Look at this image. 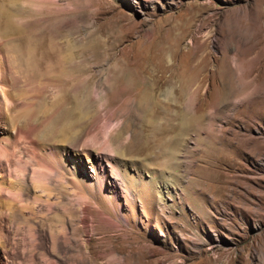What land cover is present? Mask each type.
Here are the masks:
<instances>
[{
	"label": "rangeland",
	"instance_id": "obj_1",
	"mask_svg": "<svg viewBox=\"0 0 264 264\" xmlns=\"http://www.w3.org/2000/svg\"><path fill=\"white\" fill-rule=\"evenodd\" d=\"M0 53L7 261L264 264V0H0ZM62 138L111 156L106 195L53 166Z\"/></svg>",
	"mask_w": 264,
	"mask_h": 264
},
{
	"label": "bare ground",
	"instance_id": "obj_2",
	"mask_svg": "<svg viewBox=\"0 0 264 264\" xmlns=\"http://www.w3.org/2000/svg\"><path fill=\"white\" fill-rule=\"evenodd\" d=\"M4 58L5 57H3V55L0 53V101H2V99L3 100L6 99L5 93H4V89H3V83L1 84L2 75L4 76L5 74H3V73L6 72V71L4 72V70L6 68L5 67V63L6 62H4ZM151 101H152V90L148 86H145V88H143L142 92L139 94V99H138V105L141 106L142 112L145 113V112L148 111L149 106L152 103ZM185 125H186V123H184L182 125L181 131L184 130V126ZM2 130L3 129H0V132H2ZM13 130H15V129H13ZM50 133L51 132H49V136L52 137L53 135L50 134ZM177 137L175 139L169 141L167 143L166 147L167 146H171V148H174L176 145H178L180 143V137L178 139H177ZM62 140L65 141V144H61L60 145V144H55V142H52V143H50V142L48 143L47 142V146H46L47 150H48L47 152L49 153V156L51 157L50 160L52 161L53 166L56 167V169H58L59 171L60 170L61 171L64 170L65 172H67L69 177H70V180H72V182H76V184H77V182H79L80 186H82V185L86 186V188H89V189L93 190L95 194H99L100 195V193L102 192V193H105V195H106L107 194L106 190H108V189H106V184L108 185V178H107L106 172L104 170V167L102 165L101 159L105 158V160H107L108 162L111 163V167L114 169V171L116 173H120V171L118 170L119 167L116 166V163L115 164L113 163V161L111 160V156L103 155L101 157V155H99L98 153L91 152V150H88L85 147L76 148V147L73 146L75 144L74 139L68 141V140L62 138ZM81 150L83 152H85L86 155H88V157H90V163H91V168H92L91 169V171H92L91 174L89 172H87V169H85L84 163L80 160L79 152ZM2 157L3 156L0 154V158L1 159H2ZM1 159H0V190L2 189L1 179H2L3 176L7 175V173H8L7 172V168H6V163H5V161L4 162L1 161ZM52 163H51V165H52ZM124 164H126V163H124ZM126 165L129 166L128 164H126ZM59 174H60V172H59ZM22 176L21 175H17V179L19 181H23ZM119 176L121 177V174ZM80 182H81V184H80ZM109 186H110L109 189H110L111 192L115 191V183H114V181H110V185ZM95 194H93V196L91 194L92 197L89 196V198L90 199H94V202L98 203V199L96 197L97 195L94 196ZM13 195L12 196L14 198L16 197L17 199H19V198H21L22 193H21V191L19 189L17 192L14 191ZM81 198H85V197L82 196ZM49 201H48V204H49ZM82 203H83V208H82V211H81V218L79 220V222L81 224H83L82 223V217H84L85 213L88 211V206L87 205H88L89 202L86 201V199H83ZM50 205H51V203H50ZM100 214H102L101 211H100ZM56 236L51 231L48 232V237H49L48 248H49L50 251L51 250L54 251V249L56 250V248L58 249V248L62 247V245H64V246L68 245V237H67L68 235H66L65 231H63L62 234H61V238H60L61 240L57 239L58 237H56ZM1 253H2V251H1ZM1 253H0V264H14L13 260L10 261V262L7 261L5 256L1 255ZM24 263L25 264H34L33 258H30V259H27V260L25 259ZM51 263H52V260L50 258H46L45 264H51Z\"/></svg>",
	"mask_w": 264,
	"mask_h": 264
}]
</instances>
